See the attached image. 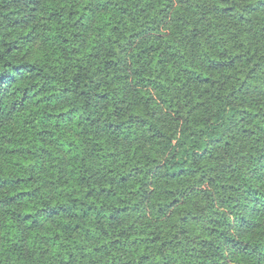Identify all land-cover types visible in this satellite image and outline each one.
<instances>
[{"label":"clouds","instance_id":"clouds-1","mask_svg":"<svg viewBox=\"0 0 264 264\" xmlns=\"http://www.w3.org/2000/svg\"><path fill=\"white\" fill-rule=\"evenodd\" d=\"M0 264H264V0H0Z\"/></svg>","mask_w":264,"mask_h":264}]
</instances>
